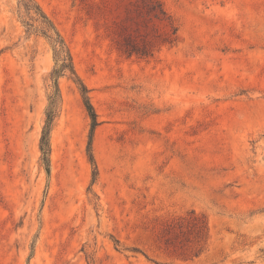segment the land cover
Segmentation results:
<instances>
[{"label":"rangeland","instance_id":"374dc122","mask_svg":"<svg viewBox=\"0 0 264 264\" xmlns=\"http://www.w3.org/2000/svg\"><path fill=\"white\" fill-rule=\"evenodd\" d=\"M33 2L77 77L48 173L55 52L0 0V264H264V0Z\"/></svg>","mask_w":264,"mask_h":264},{"label":"trees","instance_id":"16d2710c","mask_svg":"<svg viewBox=\"0 0 264 264\" xmlns=\"http://www.w3.org/2000/svg\"><path fill=\"white\" fill-rule=\"evenodd\" d=\"M20 3L25 7V9L29 13H34L38 20H40L42 25V34L50 41V43L53 46L54 52H55V60L57 62V67L52 72V79L54 81V93L50 97V104L49 108L47 110V120H46V126L43 131V136L41 139V151L43 153V161L44 164L47 166V172L50 173L49 169V157H50V141L49 136L50 132L53 126V121L56 115V111L58 108L59 101L61 99V92H60V85H59V79L66 73H70L72 76L77 77L74 65H73V58L70 53L69 48L65 44V41L62 39L61 35L55 28L53 22L41 11L38 5H36L33 0H19ZM81 93L83 96V99L85 101V106L88 111V114L92 120L93 123V129H95L98 126V117L97 113L93 107V105L90 102V98L88 96V90L87 88L79 81ZM91 150V143L90 147ZM90 160L95 166V161L92 153H90ZM97 178V168L95 166V172H94V181H96Z\"/></svg>","mask_w":264,"mask_h":264}]
</instances>
